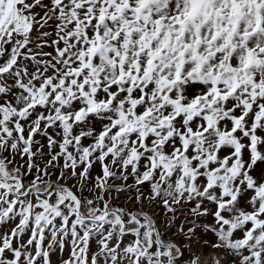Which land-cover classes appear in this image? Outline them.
Returning a JSON list of instances; mask_svg holds the SVG:
<instances>
[{"label":"snow or ice","instance_id":"obj_1","mask_svg":"<svg viewBox=\"0 0 264 264\" xmlns=\"http://www.w3.org/2000/svg\"><path fill=\"white\" fill-rule=\"evenodd\" d=\"M0 264H264V0H0Z\"/></svg>","mask_w":264,"mask_h":264}]
</instances>
